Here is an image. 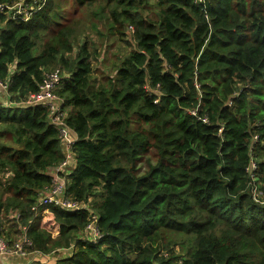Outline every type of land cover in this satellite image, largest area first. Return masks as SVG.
I'll list each match as a JSON object with an SVG mask.
<instances>
[{"label":"trees","instance_id":"16d2710c","mask_svg":"<svg viewBox=\"0 0 264 264\" xmlns=\"http://www.w3.org/2000/svg\"><path fill=\"white\" fill-rule=\"evenodd\" d=\"M59 1L26 22L0 9V236L72 244L55 264H264V0H72L128 49L100 79ZM55 68L76 136L65 195L80 206L36 215L64 154L46 109L19 103Z\"/></svg>","mask_w":264,"mask_h":264},{"label":"built area","instance_id":"2783aa9c","mask_svg":"<svg viewBox=\"0 0 264 264\" xmlns=\"http://www.w3.org/2000/svg\"><path fill=\"white\" fill-rule=\"evenodd\" d=\"M45 1L46 0H16L10 5H0V9H5L8 18L11 20L26 22L32 14L44 6ZM64 78V73L59 68L44 73L37 91L28 95L19 103V105L22 106H42L46 109L50 123L53 124L59 132L64 154L62 162L49 173L53 179L52 184L39 193L34 206L31 207L36 215L39 214L42 207L48 204L69 213L74 212L80 206L70 202L65 195V190L69 183L68 177L74 168L71 161L73 158L71 148L76 141V136L74 132L67 127L64 121V118L67 116L68 107L65 105L64 100L58 96V90L62 86ZM6 90V83L0 82V92L2 95L6 96ZM5 102H7V100H5L4 103ZM255 168L256 166L253 162H251L247 168L251 182L255 181ZM252 191L253 197L258 198L259 193L257 190L253 188ZM43 213L44 211H42V214ZM9 218L14 222L18 218V214L14 212ZM88 232L93 240L97 238L98 232L93 225H88ZM73 247L74 246L71 244L67 248L57 249L50 253H43L39 250H35L31 240L24 234H18L17 237L10 242L3 236H0V264H10L3 263V257H15L18 259L29 258L32 261H41L43 264H49L50 262L55 263L60 258L68 257L70 252L73 251Z\"/></svg>","mask_w":264,"mask_h":264},{"label":"rangeland","instance_id":"374dc122","mask_svg":"<svg viewBox=\"0 0 264 264\" xmlns=\"http://www.w3.org/2000/svg\"><path fill=\"white\" fill-rule=\"evenodd\" d=\"M59 3L62 6V12H61L62 20L60 21V24L65 23L66 20L68 19L70 21H73V23L76 24V28L80 31V33L83 30L82 37L84 39L87 38L89 40V43L94 44L95 47L97 48V52L100 54V56H98L100 63H97V61H92V66L95 69L93 75L97 79H100L101 72H99V70L105 71L106 74H110L112 72L113 65L118 64L119 60L123 56H125L128 51V49L125 48L126 47L125 43L120 42L118 39H115L113 37H109L108 40L107 39L104 40L102 36L99 34V32H104L100 23H98L97 30L91 27L89 23L90 20L96 22L95 19L91 18L92 9L82 11L79 9V7L76 4H74L72 0H60ZM77 9H79V11ZM46 37H44L42 41L37 43L39 47L44 45V41ZM80 42L82 43L81 39ZM52 70H47L44 73L50 72ZM0 101L1 102L5 101V99H3L2 97L1 92H0ZM5 103L9 104L8 101ZM9 217L10 214L3 219L4 228H8V227L10 228L14 226L12 225L13 220L10 219ZM16 237L17 236H15L13 240ZM52 238L53 239L56 238L55 234H53ZM29 264H43V263L41 261H32V262L30 261Z\"/></svg>","mask_w":264,"mask_h":264},{"label":"crops","instance_id":"0c3cea01","mask_svg":"<svg viewBox=\"0 0 264 264\" xmlns=\"http://www.w3.org/2000/svg\"><path fill=\"white\" fill-rule=\"evenodd\" d=\"M14 225V222L12 223ZM30 261L32 262L31 259H18L15 257H3L2 262L3 263H10V264H29ZM49 264H55L54 262H50Z\"/></svg>","mask_w":264,"mask_h":264}]
</instances>
